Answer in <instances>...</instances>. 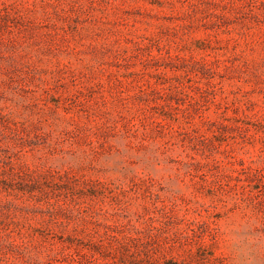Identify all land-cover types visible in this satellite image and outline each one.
Returning a JSON list of instances; mask_svg holds the SVG:
<instances>
[{
    "label": "rangeland",
    "instance_id": "374dc122",
    "mask_svg": "<svg viewBox=\"0 0 264 264\" xmlns=\"http://www.w3.org/2000/svg\"><path fill=\"white\" fill-rule=\"evenodd\" d=\"M0 264H264V0H0Z\"/></svg>",
    "mask_w": 264,
    "mask_h": 264
}]
</instances>
